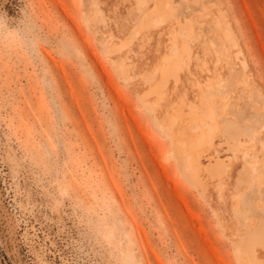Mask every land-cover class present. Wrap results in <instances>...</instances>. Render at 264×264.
Returning <instances> with one entry per match:
<instances>
[{
    "label": "rangeland",
    "instance_id": "1",
    "mask_svg": "<svg viewBox=\"0 0 264 264\" xmlns=\"http://www.w3.org/2000/svg\"><path fill=\"white\" fill-rule=\"evenodd\" d=\"M0 264H264V0H0Z\"/></svg>",
    "mask_w": 264,
    "mask_h": 264
},
{
    "label": "bare ground",
    "instance_id": "2",
    "mask_svg": "<svg viewBox=\"0 0 264 264\" xmlns=\"http://www.w3.org/2000/svg\"><path fill=\"white\" fill-rule=\"evenodd\" d=\"M174 70H175V67L170 66L168 68V71H166V73L172 74ZM225 168L226 167L225 166L223 167V165L221 163L216 162L215 164H213V167L209 170V174L212 175L213 177H217V178H220V179H224L222 177H225L224 175H226V173H227V171L225 170ZM192 170L196 171L197 175H199L198 172L200 170V164L198 163L196 166H192ZM198 178H199V176H196V178H194L193 180H195L194 181V184H196L197 186H200V185H198V183L201 184V182L198 180ZM220 181L222 182V180H220ZM223 181H225V180H223ZM226 183H227V181H226ZM224 185H228V184H224Z\"/></svg>",
    "mask_w": 264,
    "mask_h": 264
}]
</instances>
